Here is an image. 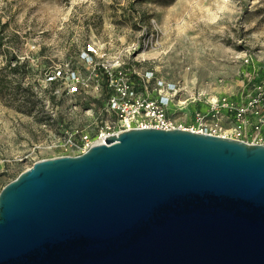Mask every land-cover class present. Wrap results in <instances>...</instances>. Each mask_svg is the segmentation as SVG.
Masks as SVG:
<instances>
[{
    "label": "water",
    "instance_id": "obj_1",
    "mask_svg": "<svg viewBox=\"0 0 264 264\" xmlns=\"http://www.w3.org/2000/svg\"><path fill=\"white\" fill-rule=\"evenodd\" d=\"M0 264H264V146L132 129L0 190Z\"/></svg>",
    "mask_w": 264,
    "mask_h": 264
},
{
    "label": "rangeland",
    "instance_id": "obj_2",
    "mask_svg": "<svg viewBox=\"0 0 264 264\" xmlns=\"http://www.w3.org/2000/svg\"><path fill=\"white\" fill-rule=\"evenodd\" d=\"M116 62L134 83L243 100L264 84V0H0V190L37 161L79 154L69 136L82 147L113 123L100 68ZM168 116L193 122L188 103Z\"/></svg>",
    "mask_w": 264,
    "mask_h": 264
},
{
    "label": "built area",
    "instance_id": "obj_3",
    "mask_svg": "<svg viewBox=\"0 0 264 264\" xmlns=\"http://www.w3.org/2000/svg\"><path fill=\"white\" fill-rule=\"evenodd\" d=\"M100 69L106 75L101 89L106 87L108 93L104 96L103 112L112 115L113 123L106 124L95 141L85 136L82 147L69 136L64 147L65 149L79 148L80 153L76 156L84 154L93 145L103 144L108 136H117L132 129L164 131L181 129L249 145L264 146L263 83L244 91L243 100H234L226 95L210 97L206 91H192L185 86L180 87L160 81L155 83L149 78L138 79L134 83L123 73L118 62L114 68ZM61 75L62 71L57 69L52 78L57 80ZM67 80L69 94L76 93L81 84L79 74L70 72ZM151 82H153V88L149 90ZM182 96H185L186 102H181ZM186 103L193 111V122L185 128L175 125L168 116V111L172 106H185Z\"/></svg>",
    "mask_w": 264,
    "mask_h": 264
},
{
    "label": "trees",
    "instance_id": "obj_4",
    "mask_svg": "<svg viewBox=\"0 0 264 264\" xmlns=\"http://www.w3.org/2000/svg\"><path fill=\"white\" fill-rule=\"evenodd\" d=\"M100 71L102 72L101 69H100ZM103 76H105L104 79H106V75L103 74ZM103 93H104V96H106V94L108 95V93L106 92V87H103Z\"/></svg>",
    "mask_w": 264,
    "mask_h": 264
}]
</instances>
